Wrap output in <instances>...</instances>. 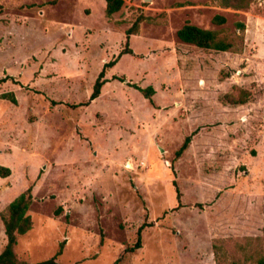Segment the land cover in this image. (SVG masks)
<instances>
[{
  "label": "rangeland",
  "instance_id": "rangeland-1",
  "mask_svg": "<svg viewBox=\"0 0 264 264\" xmlns=\"http://www.w3.org/2000/svg\"><path fill=\"white\" fill-rule=\"evenodd\" d=\"M105 9V0H0V166L11 170L0 177V253L1 213L31 187L21 261L47 260L64 242L58 264H255L264 253V0L245 11L216 0H125L112 18ZM187 22L243 36L241 51L181 42ZM132 85L153 87V104Z\"/></svg>",
  "mask_w": 264,
  "mask_h": 264
},
{
  "label": "trees",
  "instance_id": "trees-1",
  "mask_svg": "<svg viewBox=\"0 0 264 264\" xmlns=\"http://www.w3.org/2000/svg\"><path fill=\"white\" fill-rule=\"evenodd\" d=\"M106 1V9L105 15L107 18H112L116 13L120 12L125 0H105ZM255 0H216L218 5L224 9H233L236 11H245L251 8L252 4ZM214 23L217 25H223L226 23V18L223 16H216L213 19ZM143 22V18H138L133 26L127 31L126 45H129L130 36L136 35L139 32V25ZM238 29L240 32H244L246 30L245 24L238 23ZM178 38L181 42L194 45L200 49L204 50H213L216 52H239L241 51L240 46L243 42V36L238 34H234L233 36L223 35L221 31L215 30H207L202 29L196 25L187 22L181 29L177 32ZM127 53H132L128 48L123 50L118 58L104 65L103 70L101 71L99 77L97 78L93 92L90 96L88 102L82 105H88L91 101L97 99L102 91L104 85L109 82L106 78V70L112 68L119 60V58ZM121 82H126L125 78H117ZM200 85V84H199ZM137 90H139L146 99H148L153 104V96L155 95V89L153 87L141 88L136 85H132ZM4 98H7L4 97ZM12 102L16 103L15 98H10ZM245 102H231L229 105H242ZM191 137H187L185 139L184 144L178 150L177 156L180 157L191 144ZM11 176V170L6 167L0 166V177L7 178ZM174 187L176 188L177 198L180 203L181 193L177 187L176 181L173 182ZM33 203V190L32 188H28L25 192L20 194L16 199H14L9 206L1 213V219L5 228L6 235V244L4 249L0 253V264H58L57 260L63 253L64 242L61 244L58 252L51 258L47 260H43L36 263H28L25 261H21L18 259L17 254L15 252V248L18 244V238L20 236L26 235L33 228V220L29 215V210ZM147 226L144 223L138 230V238L137 243L134 247L130 248V252H134L137 249L141 248L142 241V232ZM255 264H264V253L259 256L256 260Z\"/></svg>",
  "mask_w": 264,
  "mask_h": 264
}]
</instances>
